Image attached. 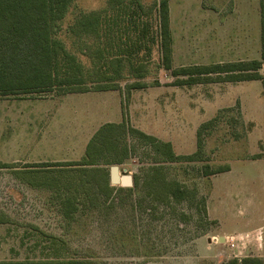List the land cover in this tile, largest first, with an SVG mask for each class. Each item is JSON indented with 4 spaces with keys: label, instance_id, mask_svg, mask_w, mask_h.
<instances>
[{
    "label": "rangeland",
    "instance_id": "obj_1",
    "mask_svg": "<svg viewBox=\"0 0 264 264\" xmlns=\"http://www.w3.org/2000/svg\"><path fill=\"white\" fill-rule=\"evenodd\" d=\"M109 1L74 0L60 23L57 38L70 52L78 53L86 68L91 63L79 53L81 44L69 27L81 12L107 10ZM140 1L151 15L141 17L143 24L131 36L149 22V32L142 41L151 39L152 51L147 55L142 50L140 55H146L150 71L147 78L138 80L146 87L129 90L137 80L127 78L115 81L121 85L115 94L69 97L53 90L0 95V262L95 258L106 264H225L248 257L264 260V254L238 253L224 244L221 231L244 229L245 215L255 226H264L263 82L230 81L231 74H222L182 84L186 77H174L160 66L154 8L159 0ZM169 7L173 69L262 60L261 0H170ZM262 62L260 74L264 77ZM119 102L129 127L172 143L177 155L198 153V160L150 164L155 157L151 149L132 137L128 139L134 147L131 157L123 164L108 166L107 176L111 167L118 166L122 176L133 178L134 186V175L140 169L163 165L170 181L195 194L191 206L198 205L200 210L204 198L206 218L189 202L180 204L178 214L165 208L152 212L145 202L148 211L136 213L134 222L131 200L137 198L126 199V194L122 195L124 204L115 210L79 211L74 221L65 218L61 200L66 195L87 199L80 170L61 173L55 168L28 166L81 161L85 141L91 140L107 120L102 116L120 117ZM60 146L74 148L80 156H60ZM227 169L232 173H222ZM227 185L237 208L232 205L226 210L223 206ZM90 188L95 189L96 184L85 185L86 191ZM240 205L253 208L240 215ZM133 223L144 238V247L154 246L160 256H137L132 246L114 243L120 229H132ZM262 234L264 238V227Z\"/></svg>",
    "mask_w": 264,
    "mask_h": 264
},
{
    "label": "trees",
    "instance_id": "obj_2",
    "mask_svg": "<svg viewBox=\"0 0 264 264\" xmlns=\"http://www.w3.org/2000/svg\"><path fill=\"white\" fill-rule=\"evenodd\" d=\"M73 2L74 0H0V95H32L53 90L65 95L91 91H116L121 90V85L115 83L127 78L137 80L128 86L129 90L146 87L145 83L142 84L138 80L147 78L150 71L151 63H148L146 55L145 57L140 55L142 50H145L147 55L152 51L150 45L152 40L142 41L149 32L147 25L149 22L144 25L141 32L131 36L138 32L143 24L141 17L151 15L145 12L142 2L132 0L126 3L124 0H111L107 10L81 12L74 19L69 32L79 40L81 44L79 53L89 59L91 63L89 68L80 62L78 53L70 52L65 42L57 38L60 23L65 19ZM169 2L170 0H159L154 5L161 68L171 71L174 77H186V81H180L184 82L182 84L193 83L196 81L195 78L201 76L221 77L222 74L226 76L231 74L230 81H262L264 86V77L260 74L264 60V0H261L263 46L261 61L180 69H173V35ZM127 69L128 73H124ZM132 137L141 140L151 149L155 157L150 164L198 160V153L189 156L177 155L172 143L131 128L123 121L119 124L103 125L88 143L81 161L28 167L47 170L55 168L62 170L61 173L66 170H80V182L87 199H78L79 195L75 194L66 195L61 200L63 215L69 221H74L75 214L79 211L101 208L115 210L118 206H122L126 199L131 200L134 197L137 198L136 201L131 200L134 222H136V213L148 211L144 206L145 202H148L147 208H150V211L165 208L177 214L180 204L189 202L191 208H195L206 218L208 214L204 198L200 201L202 205L200 210L198 205L191 206L193 205L191 197H195V194L188 191L183 184L170 181L166 176V167L163 165H151L140 169L139 173L134 175L133 187L122 188L111 185L110 177L105 170L108 166L123 164L131 157L134 147L128 144V139ZM198 147L200 151L201 140L198 142ZM89 175L94 178H90ZM87 183H95L96 188L86 191ZM122 195H125L126 199ZM57 196L61 197V195ZM133 224L132 229L122 227L115 235L114 243L132 246L131 250H137L135 253L137 256L148 259L160 256L154 251V246L144 247V238L136 224ZM0 264L106 263L95 258H71L46 262H0ZM225 264H264V260L248 257L241 261L230 260Z\"/></svg>",
    "mask_w": 264,
    "mask_h": 264
},
{
    "label": "crops",
    "instance_id": "obj_3",
    "mask_svg": "<svg viewBox=\"0 0 264 264\" xmlns=\"http://www.w3.org/2000/svg\"><path fill=\"white\" fill-rule=\"evenodd\" d=\"M120 91V90H116V91H101V92H87V93H70L68 94V96H72V95H85V94H92V93H114ZM119 111H120V117L115 120L113 118H110V115L107 116H102L104 118H106L107 120H105V122H103V124H101V126L108 124V123H122L123 122V115H122V110H121V104L119 102ZM151 134V133H149ZM90 139L87 141H85V145L83 146V151H85L86 145L89 143ZM64 148V147H63ZM60 146V150L61 153L59 154L60 156L63 157H67V158H74L75 157H79V154H75V149L74 148H69V149H63ZM63 151V153H62ZM84 154V152H82ZM224 173H232V171L229 169L228 171H225ZM111 181V179H110ZM223 206H225L226 210L231 209L232 205L233 208H237L236 205V200H232V193L230 190V187L227 185L225 186V188L223 189ZM253 207H249L248 205L244 206L240 205L238 207V211L240 215L245 214V210L247 212H250V209L252 210ZM252 217V216H251ZM245 221L247 222V226L244 229H239L235 232H230V231H225L224 229H222V241L224 244L229 245L233 250H236L238 253H244V252H250V253H257V254H264V238H263V234H262V228L264 227H258L254 225V221L253 219H247L246 215H245ZM240 219V218H239ZM244 220V219H243ZM242 240H246L247 244H243L241 246V242ZM249 242V243H248ZM251 242V243H250ZM233 245V246H232Z\"/></svg>",
    "mask_w": 264,
    "mask_h": 264
},
{
    "label": "water",
    "instance_id": "obj_4",
    "mask_svg": "<svg viewBox=\"0 0 264 264\" xmlns=\"http://www.w3.org/2000/svg\"><path fill=\"white\" fill-rule=\"evenodd\" d=\"M110 179L112 186L132 187L133 178L130 175L122 176L118 166L111 167Z\"/></svg>",
    "mask_w": 264,
    "mask_h": 264
},
{
    "label": "built area",
    "instance_id": "obj_5",
    "mask_svg": "<svg viewBox=\"0 0 264 264\" xmlns=\"http://www.w3.org/2000/svg\"><path fill=\"white\" fill-rule=\"evenodd\" d=\"M233 246V245H232Z\"/></svg>",
    "mask_w": 264,
    "mask_h": 264
}]
</instances>
